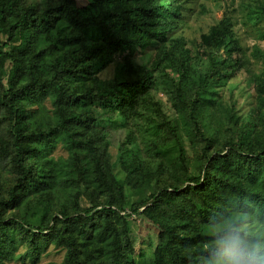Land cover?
Wrapping results in <instances>:
<instances>
[{
    "label": "trees",
    "instance_id": "16d2710c",
    "mask_svg": "<svg viewBox=\"0 0 264 264\" xmlns=\"http://www.w3.org/2000/svg\"><path fill=\"white\" fill-rule=\"evenodd\" d=\"M181 7V0H0V161L10 173L0 183V264L11 262L20 246L19 260L36 264L50 245L64 251L61 264H141L135 257H146L144 264H233L227 238L264 256V131L239 125L221 145L205 137L216 120L205 94L210 81L194 82L187 51L165 44ZM201 42L215 52L237 49L225 17ZM161 46L154 68L129 64L123 80L99 78L113 54L123 52L129 63L137 51ZM160 66L171 70L176 118L152 99ZM256 84L261 98L264 71ZM152 106L157 118L145 119L153 133L147 153H176L183 166L178 180L154 167L151 201L129 205L126 190L143 178L145 163L131 150L129 131L116 156L126 174L116 178L98 122L117 117L128 125ZM184 136L200 145L193 173L184 161ZM60 142L70 155L71 183L92 190L85 195L89 207L50 205L54 179L45 154ZM135 216L154 229L153 248L129 227Z\"/></svg>",
    "mask_w": 264,
    "mask_h": 264
},
{
    "label": "rangeland",
    "instance_id": "374dc122",
    "mask_svg": "<svg viewBox=\"0 0 264 264\" xmlns=\"http://www.w3.org/2000/svg\"><path fill=\"white\" fill-rule=\"evenodd\" d=\"M181 4L180 14L172 24L168 41L165 44L166 47L181 46L184 51H187L185 55L194 82L199 85L198 77L204 76L210 81L208 92L205 94L215 103L216 108L213 110V115L216 120H212L214 126L206 127L205 137L217 139L216 143L219 142L218 144L221 145L231 137L233 130L239 125L245 124L253 129L257 127L264 131V94L259 98L256 84L257 77L261 76L264 71V0H181ZM223 17L229 20L233 39L236 41L237 49L231 54L225 53L223 49L215 52L201 42V36L209 33ZM166 47L161 46L159 50L141 49L130 56L129 63H126L123 52L113 54L110 63L98 73L99 78L123 80L130 73L129 64L132 68L146 66L152 69ZM169 72H171L169 67L163 68L162 66L154 72V76L159 80L154 85L151 95L153 101L161 106L168 118H176L171 88H168L167 73ZM191 87L194 93L196 87ZM154 110L153 106L149 110H142L144 117L131 121L128 125L122 123L117 117L107 123L105 120L98 122V125L105 127L101 130L110 146L111 170L116 178L123 179L126 174L123 170V162L116 156L117 148L126 141L129 131L133 132L135 148L131 149L129 144L127 147L139 153L145 163L143 178L130 190H126L129 205L140 201L144 203L151 201L150 193L155 185L153 171L157 165H160L164 176L172 178L170 180L180 178L183 161L178 159L176 153H167L165 156L147 153L146 143L153 133L149 131L150 128L147 127L145 119L155 120L157 117ZM236 118L238 125L234 123ZM134 122L137 124L135 125ZM139 129L141 131H138ZM183 140L184 161L187 162L189 171L193 173L198 164L195 149L198 150L200 145L196 144L195 148L193 142L185 136ZM45 159L48 160V168L51 169L53 175L51 179H54L49 195L52 201L50 202L51 207L73 208L74 204L79 207H89L90 202L85 195L92 190L87 189V184L81 183L77 186L71 183L75 176L69 173L70 155L63 143H57L51 148L45 154ZM0 174V183L4 185L7 179H10V173L3 161H0ZM75 196L77 200L73 202ZM39 215L40 212L34 216V224L40 223ZM129 227L137 232L146 249L155 246L157 241L155 231L140 216H135L134 221L129 223ZM23 250L20 246L13 260L8 264H31L29 260L24 262L19 260ZM63 256V250L50 245L41 252L36 264H61ZM145 258L135 257V260L144 264Z\"/></svg>",
    "mask_w": 264,
    "mask_h": 264
},
{
    "label": "clouds",
    "instance_id": "9594fccd",
    "mask_svg": "<svg viewBox=\"0 0 264 264\" xmlns=\"http://www.w3.org/2000/svg\"><path fill=\"white\" fill-rule=\"evenodd\" d=\"M224 243L228 244L233 249V264H264V256L257 257L256 255V253L259 251L258 248H253L251 252L246 253L241 248L240 241L238 240L227 238Z\"/></svg>",
    "mask_w": 264,
    "mask_h": 264
}]
</instances>
